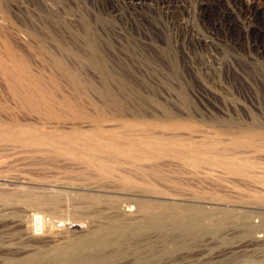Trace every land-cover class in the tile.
I'll use <instances>...</instances> for the list:
<instances>
[{"label": "rangeland", "instance_id": "obj_1", "mask_svg": "<svg viewBox=\"0 0 264 264\" xmlns=\"http://www.w3.org/2000/svg\"><path fill=\"white\" fill-rule=\"evenodd\" d=\"M0 264H264V0H0Z\"/></svg>", "mask_w": 264, "mask_h": 264}, {"label": "bare ground", "instance_id": "obj_2", "mask_svg": "<svg viewBox=\"0 0 264 264\" xmlns=\"http://www.w3.org/2000/svg\"><path fill=\"white\" fill-rule=\"evenodd\" d=\"M102 124H103V123H102ZM101 131H102V130H101ZM107 131H108V130H107ZM123 131H124V130H123ZM125 134H126V133H125ZM141 134H142V133H141ZM82 136H83V135H82ZM63 137H65V135H64ZM63 137H62V138H63ZM67 137H69V136H67ZM67 137H65V138L67 139ZM94 137H95V136H94ZM71 138H72V137H71ZM63 139H64V138H63ZM66 139H65V144H66ZM68 139L71 140L70 137H69ZM68 139H67V140H68ZM77 139H80V138H77ZM103 139H104V138H103ZM54 140H55V139H54ZM59 140H60V138H59ZM120 140H121V139H120ZM56 141H57V140H56ZM36 142H37V141H36ZM36 142H35V143H36ZM40 142H41V141H40ZM53 142H54V141H53ZM63 142H64V140H63ZM73 142H75V141H73ZM89 142H90V141H89ZM41 143H43V142H41ZM45 143H46V142H45ZM58 143H59V142H58ZM58 143H57V144H58ZM76 143L79 144L78 141H76ZM129 143H130V142H129ZM129 143H128V144H129ZM43 144H44V143H43ZM55 144H56V143H55ZM55 144H54V145H55ZM72 144H73V143H72ZM60 145H62L61 142H60ZM60 145H59V146H60ZM75 145H76V144H75ZM75 145H74V146H75ZM158 145H159V144H158ZM55 146H56V145H55ZM64 146H65V145H63V147H64ZM74 146L71 145V147H74ZM123 146H125V145H123ZM131 146H133V145H131ZM56 147H58V146H56ZM68 147H69V146H68ZM75 147H76V149H77V148H78V145L75 146ZM129 147H130V146H129ZM58 148H59V147H58ZM58 148H57V149H58ZM64 148H65V147H64ZM69 148H70V147H69ZM83 148H84V147H83ZM144 148H145V147H144ZM70 149H72V152L76 151L75 148H74V151H73V148H70ZM92 150H93V149H92ZM62 151H66V152L68 153L67 148H66V150H63V149H62L61 152H62ZM124 151H126V150H124ZM159 151H160V150H159ZM69 152H70V151H69ZM76 152H77V151H76ZM76 152H75V153H76ZM148 152H149V151H148ZM92 153H93V152H92ZM129 153H130V152H129ZM145 153H146V152H145ZM189 153H190V152H189ZM132 154H133V153H132ZM136 154H137V153H136ZM195 154H196V153H195ZM197 154H198V153H197ZM197 154H196V155H197ZM187 156H188V155H187ZM190 156H193V155L190 154ZM197 156H198V157H201V156H199V155H197ZM197 156H196V157H197ZM75 157H76V156H75ZM88 157H89V156H88ZM198 157H197V158H198ZM193 158H194V157H193ZM201 158H202V157H201ZM229 158H230V157H229ZM235 158H236V157H235ZM187 159H188V158H187ZM209 159H211V158H209ZM233 159H234V158H232V159L230 158V160H233ZM188 160H189V159H188ZM207 160H208V159H207ZM214 160H215V159H214ZM218 160H219V158H218ZM226 160H227V159H226ZM235 160H237V159H235ZM189 161H192V159H190ZM195 161H196V160H195ZM211 161H212V160H211ZM215 161H216V160H215ZM223 161H224V160H223ZM193 162H194V161H193ZM201 162H203V161H201ZM220 162H221V161H220ZM225 162H227V161H225ZM98 163H99V162H98ZM207 163H208V162H207ZM207 163L205 162V164H207ZM211 163H212V162H209L208 164H211ZM216 163L218 164V162H216ZM221 163H222V162H221ZM233 163H234V161H233ZM228 164H229V161L227 162V165H226L227 167H228ZM234 164H235V163H234ZM212 165H213V164H212ZM221 165H222V164H221ZM224 165H225V164H224ZM236 165H237V164H236ZM217 166H219V165H217ZM226 166H225V167H226ZM228 168H229V167H228ZM106 169H107V167H106ZM229 169H230V168H229ZM128 186H129V185H128ZM160 196H161V195H160ZM54 197H55V196H54ZM150 197H151V196H150ZM157 197L159 198V196H157ZM157 197H156V198H157ZM161 197H162V196H161ZM151 198H152V197H151ZM154 198H155V197H154ZM164 198H165V197H164ZM152 199H153V198H152ZM134 202H135V200H134ZM128 203H129V202H128ZM126 206H127V205H126ZM126 206H125L126 209H125V210L122 209V210L125 211L126 213H130L131 210H132L131 205L129 204L128 207H126ZM133 207H134V206H133ZM148 207H149V206H148ZM133 209H134V208H133ZM139 209H140V208H139ZM136 210H137V209H136ZM149 216H150V215H149ZM159 218H160V217H159ZM173 219H174V218H173ZM153 220H154V219H153ZM60 224H61V223H60ZM191 224H192V223H191ZM62 226H63V225H62ZM54 227H56V226H54ZM79 228H80L79 225H77V224L75 225V224H74V225H70V226H68L67 229H68V230H77V229H79ZM192 228H193V227H192ZM101 243H102V242H101ZM70 253H71V252H70ZM59 255H60V254H59ZM95 256H96V255H95ZM61 261H62V260H61Z\"/></svg>", "mask_w": 264, "mask_h": 264}]
</instances>
